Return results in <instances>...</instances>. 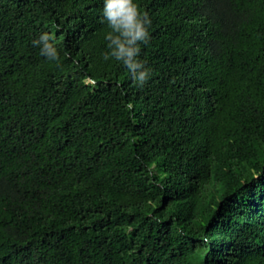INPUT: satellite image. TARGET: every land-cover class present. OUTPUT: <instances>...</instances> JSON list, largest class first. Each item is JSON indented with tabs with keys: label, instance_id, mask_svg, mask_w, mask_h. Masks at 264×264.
<instances>
[{
	"label": "trees",
	"instance_id": "1",
	"mask_svg": "<svg viewBox=\"0 0 264 264\" xmlns=\"http://www.w3.org/2000/svg\"><path fill=\"white\" fill-rule=\"evenodd\" d=\"M137 3L142 87L104 0H0V264H264V0Z\"/></svg>",
	"mask_w": 264,
	"mask_h": 264
},
{
	"label": "clouds",
	"instance_id": "2",
	"mask_svg": "<svg viewBox=\"0 0 264 264\" xmlns=\"http://www.w3.org/2000/svg\"><path fill=\"white\" fill-rule=\"evenodd\" d=\"M103 20L110 29L105 37L109 51L104 59L111 57L121 62L133 82L142 87L151 76V69L140 59L141 44H147L150 40L149 14L141 10L137 0H104ZM54 40L53 35L45 32L33 43L41 45V54L48 60L59 63L60 56Z\"/></svg>",
	"mask_w": 264,
	"mask_h": 264
}]
</instances>
